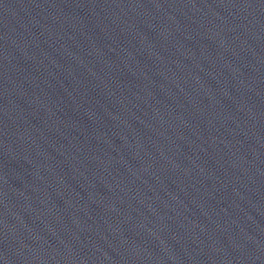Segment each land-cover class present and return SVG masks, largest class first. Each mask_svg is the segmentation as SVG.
<instances>
[{
	"label": "water",
	"instance_id": "1",
	"mask_svg": "<svg viewBox=\"0 0 264 264\" xmlns=\"http://www.w3.org/2000/svg\"><path fill=\"white\" fill-rule=\"evenodd\" d=\"M0 264H264V0H0Z\"/></svg>",
	"mask_w": 264,
	"mask_h": 264
}]
</instances>
